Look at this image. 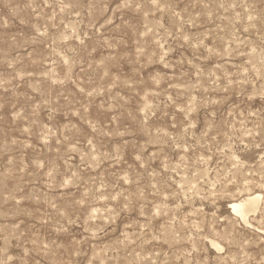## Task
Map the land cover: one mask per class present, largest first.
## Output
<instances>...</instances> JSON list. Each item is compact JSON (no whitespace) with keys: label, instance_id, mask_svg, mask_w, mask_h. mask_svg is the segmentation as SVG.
<instances>
[{"label":"rangeland","instance_id":"rangeland-1","mask_svg":"<svg viewBox=\"0 0 264 264\" xmlns=\"http://www.w3.org/2000/svg\"><path fill=\"white\" fill-rule=\"evenodd\" d=\"M0 264H264V0H0Z\"/></svg>","mask_w":264,"mask_h":264},{"label":"bare ground","instance_id":"bare-ground-1","mask_svg":"<svg viewBox=\"0 0 264 264\" xmlns=\"http://www.w3.org/2000/svg\"><path fill=\"white\" fill-rule=\"evenodd\" d=\"M257 200H258V196L257 195H254L252 197H246L245 199L243 200H240V201H236V202H231L229 204V207L231 208V210L233 212H244L245 209H247L248 207L249 208H253L256 206V203H257ZM252 209H248V212L251 211ZM247 212V211H246ZM247 215V213H246ZM245 215V216H246ZM247 220V219H246Z\"/></svg>","mask_w":264,"mask_h":264}]
</instances>
